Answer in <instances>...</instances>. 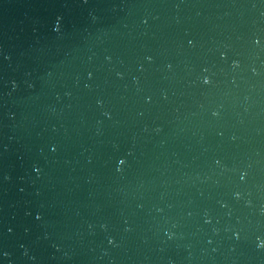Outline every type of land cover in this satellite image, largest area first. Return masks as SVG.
Returning <instances> with one entry per match:
<instances>
[{
    "label": "water",
    "instance_id": "obj_1",
    "mask_svg": "<svg viewBox=\"0 0 264 264\" xmlns=\"http://www.w3.org/2000/svg\"><path fill=\"white\" fill-rule=\"evenodd\" d=\"M0 264H264V0H0Z\"/></svg>",
    "mask_w": 264,
    "mask_h": 264
}]
</instances>
